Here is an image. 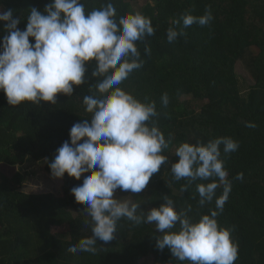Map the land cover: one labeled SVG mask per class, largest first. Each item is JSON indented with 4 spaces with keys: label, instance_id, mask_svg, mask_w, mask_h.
<instances>
[{
    "label": "trees",
    "instance_id": "trees-1",
    "mask_svg": "<svg viewBox=\"0 0 264 264\" xmlns=\"http://www.w3.org/2000/svg\"><path fill=\"white\" fill-rule=\"evenodd\" d=\"M109 2L117 19L139 12L151 19L155 29L146 41H137L142 67L120 85L141 102H155L158 115L151 122L166 140L171 139L161 153L167 162L147 185L149 209L141 210L158 208L165 203L164 196H170L178 212L191 207L187 214L194 221L210 215L215 198L201 206L196 185L212 180L198 179L182 192L188 181H176L171 165L178 162L175 150L184 142L206 144L230 137L239 147L225 154L220 146L231 192L216 219L219 227L232 230L238 246L234 264H264V0H82L86 12ZM48 3L0 0V8L13 10L21 21L18 27L25 30L30 9L43 11ZM206 8L213 16L209 24L183 27L182 16L200 17ZM178 19L181 23L176 25ZM5 24L0 21V46ZM169 27L184 34L169 43ZM241 61L254 81L246 94L236 71ZM93 67L94 62L88 66L87 82L74 85L71 96L58 94L56 104L25 101L12 106L0 91V165L15 168L10 176L0 169V264H188L177 261L167 247H156L159 232L154 224L127 218L118 221L112 241L97 240L95 254L67 251L92 235L87 205L77 203L71 192L82 185L86 174L80 180L67 173L54 178L49 164L57 149L70 143L71 127L91 119L83 98L95 92L94 85L102 79L91 77ZM164 93L169 97L166 107L161 102ZM241 172L243 179H236ZM215 191L217 197L222 195L223 185ZM178 229L179 224L172 231Z\"/></svg>",
    "mask_w": 264,
    "mask_h": 264
},
{
    "label": "clouds",
    "instance_id": "clouds-1",
    "mask_svg": "<svg viewBox=\"0 0 264 264\" xmlns=\"http://www.w3.org/2000/svg\"><path fill=\"white\" fill-rule=\"evenodd\" d=\"M26 19V29L21 30V21L14 17L13 10L0 8V21L6 22V35L0 46V91L9 105L18 106L25 101L56 104L58 94L71 96L74 85L87 82L92 62L91 77L102 78L94 85L96 91L83 98L91 119L71 127L70 143L65 141L49 164L54 178L62 179L67 173L80 180L86 174L82 185L73 187L71 192L77 203L87 205L92 235L81 238L67 251L95 254L97 240L112 241L118 221L127 218L136 224H154L159 232L156 247H167L179 262L234 264L238 246L231 238L232 230L219 227L216 219L231 192L220 146H224L225 154L236 151L239 145L232 138L220 137L206 144L184 142L175 150L179 160L171 165L173 177L188 181L181 187L182 192L198 179L212 180L196 185L201 206L215 198L216 208L210 215L194 221L187 214L191 207L178 212L170 196H164L165 203L147 212L141 210L140 204L115 196L117 189L142 192L168 160L161 153L171 139L166 140L151 122L158 115L155 102H141L120 87L143 65L137 41H146L155 34L151 19L139 12L117 19L111 2L86 12L82 0H50L43 11L32 7ZM181 19L187 28L194 23L207 25L213 16L206 8L203 16L188 14ZM174 23L179 25L181 20ZM183 34L182 30L169 27L167 40L171 43ZM30 38H34V43H30ZM145 53H151L147 46ZM161 102L168 105L167 93ZM247 126L255 127L252 123ZM236 179L242 180L243 173H238ZM221 184L223 193L217 197L215 190ZM177 224L179 229L172 231Z\"/></svg>",
    "mask_w": 264,
    "mask_h": 264
},
{
    "label": "rangeland",
    "instance_id": "rangeland-1",
    "mask_svg": "<svg viewBox=\"0 0 264 264\" xmlns=\"http://www.w3.org/2000/svg\"><path fill=\"white\" fill-rule=\"evenodd\" d=\"M236 71H237V74L239 75V78H240L242 93L246 94V92H248L249 88L252 85H254V81H252L250 73L247 70L244 62H242V61L238 62L237 66H236ZM0 169L5 174H8V175H12L13 172L15 171L13 168L5 167V166L0 167ZM148 195H149V187L148 186H146V188L144 190H142V192H140V193H131V192H125V191H121V190H116V192H115L116 198L121 199V200L131 201L132 203L140 204L141 208L143 207L146 209H149L148 201H147Z\"/></svg>",
    "mask_w": 264,
    "mask_h": 264
},
{
    "label": "crops",
    "instance_id": "crops-1",
    "mask_svg": "<svg viewBox=\"0 0 264 264\" xmlns=\"http://www.w3.org/2000/svg\"><path fill=\"white\" fill-rule=\"evenodd\" d=\"M0 167H2V165H0ZM14 170H15V168H13ZM8 175V174H7ZM8 176H10V175H8Z\"/></svg>",
    "mask_w": 264,
    "mask_h": 264
}]
</instances>
